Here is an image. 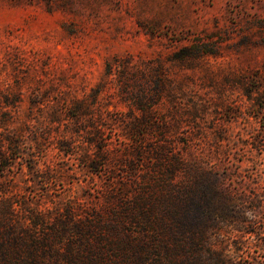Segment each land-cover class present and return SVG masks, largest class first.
Here are the masks:
<instances>
[{"label": "rangeland", "instance_id": "374dc122", "mask_svg": "<svg viewBox=\"0 0 264 264\" xmlns=\"http://www.w3.org/2000/svg\"><path fill=\"white\" fill-rule=\"evenodd\" d=\"M1 134L0 200L67 224L50 262L122 264L136 192L153 235L197 166L239 207L209 228L207 262L264 264V0H0Z\"/></svg>", "mask_w": 264, "mask_h": 264}, {"label": "trees", "instance_id": "16d2710c", "mask_svg": "<svg viewBox=\"0 0 264 264\" xmlns=\"http://www.w3.org/2000/svg\"><path fill=\"white\" fill-rule=\"evenodd\" d=\"M189 49L191 47L182 49L181 54H177L176 57L185 59L190 55ZM13 145L14 142L8 136L1 134L0 177L6 169V165L1 164V159L5 156L6 149L11 151ZM168 175H171L170 171ZM168 191L171 202L180 198L182 203L178 205L172 202L171 223L165 225L163 222V227L160 229L164 233L161 230H155L153 235H150L151 230H149L152 225L149 220L150 205L141 199L147 191L136 192V200L129 206L130 221L134 222L135 216H138L144 227L138 240L132 243L123 241L120 250L125 257L119 258L120 262L122 264H159L158 257L160 258L161 253L167 250L170 254L182 255L184 259H190L191 254V264H223L221 260L214 263L207 262L208 258L202 248V243H207L209 228L214 227L220 220L235 218L239 208L233 204L231 191L224 185L219 175L213 170L191 166V186L180 190L170 188ZM1 193L5 194L4 191ZM184 198L185 201H183ZM0 202L3 204L0 209V264L95 263L92 257H85L78 261L68 251H64V257L62 255L59 261L50 262L48 241L52 236L63 235L67 224L60 222L55 223V226L47 227V224L52 221L44 218L41 212L18 217L17 209L12 206L8 198H2ZM209 218L214 222H209ZM71 225L76 235H82L85 227L82 222L74 220Z\"/></svg>", "mask_w": 264, "mask_h": 264}]
</instances>
